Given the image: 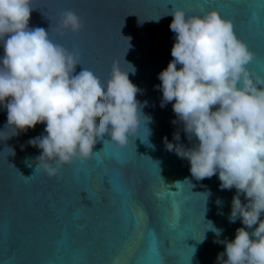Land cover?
Segmentation results:
<instances>
[{
  "label": "water",
  "instance_id": "water-1",
  "mask_svg": "<svg viewBox=\"0 0 264 264\" xmlns=\"http://www.w3.org/2000/svg\"><path fill=\"white\" fill-rule=\"evenodd\" d=\"M30 6L29 28L49 30L54 42L78 50L81 65L74 75L84 67L107 82L114 62L125 72L132 65L129 79L141 89L136 99L147 102L142 113L150 120L141 117L127 146L105 134L91 158L74 160L51 178L42 171L33 175L42 150L28 143L44 134V124L0 140V262L219 264L224 244L215 241H232L244 226L228 220L236 190H221L218 175L197 181L188 160L166 147L165 141L185 149L196 143L182 123H173L172 103L160 106L161 92L154 87L173 59L175 33L166 14L172 8L189 16L217 11L253 53L249 70L264 76V0H31ZM69 9L84 23L79 33L56 27ZM6 123L0 107V131ZM12 132L7 129L0 139ZM209 223L222 230L219 237Z\"/></svg>",
  "mask_w": 264,
  "mask_h": 264
},
{
  "label": "clouds",
  "instance_id": "clouds-1",
  "mask_svg": "<svg viewBox=\"0 0 264 264\" xmlns=\"http://www.w3.org/2000/svg\"><path fill=\"white\" fill-rule=\"evenodd\" d=\"M30 5L31 0H0V107L7 112L0 134L13 130L0 140L44 124V134L28 143L42 150L33 175L42 171L51 178L62 166L91 158L105 134L127 146L141 117H150L142 113L147 102L136 99L141 89L129 79L128 73H135L131 64L125 72L114 62L107 82L84 67L74 75L81 65L78 50L54 42L49 30L29 28ZM166 15L172 16L169 28L175 33L173 59L154 87L161 92V107L172 103L173 123H182L188 139L196 141L188 149L165 141L166 147L188 160L197 181L218 175L221 190H236L228 220L239 219L244 227L232 241H215L224 244L219 264H264V76L249 70L253 53L217 11L189 16L172 8ZM56 27L75 34L84 23L69 9L60 13ZM210 230L217 237L222 232L212 225Z\"/></svg>",
  "mask_w": 264,
  "mask_h": 264
},
{
  "label": "snow or ice",
  "instance_id": "snow-or-ice-1",
  "mask_svg": "<svg viewBox=\"0 0 264 264\" xmlns=\"http://www.w3.org/2000/svg\"><path fill=\"white\" fill-rule=\"evenodd\" d=\"M174 207H175V205H174ZM0 264H2V262H0ZM136 264H151V262L149 260H143L142 259V260H138L136 262ZM156 264H163V262L157 261Z\"/></svg>",
  "mask_w": 264,
  "mask_h": 264
}]
</instances>
